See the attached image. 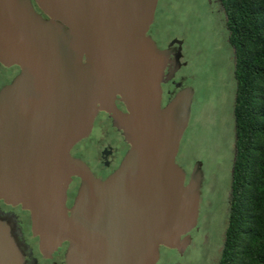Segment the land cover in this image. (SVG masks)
Instances as JSON below:
<instances>
[{
    "label": "water",
    "instance_id": "water-1",
    "mask_svg": "<svg viewBox=\"0 0 264 264\" xmlns=\"http://www.w3.org/2000/svg\"><path fill=\"white\" fill-rule=\"evenodd\" d=\"M43 4L52 6L46 11L48 20L33 10L30 0H23L20 11L1 8L0 60L29 64L30 69L36 60L33 54H56L51 61L62 64L71 101L54 110V146L23 154L15 137L5 144L3 135L7 100H17L21 80L1 88L0 199L30 212L31 230L44 256L66 241V264H156L160 246L181 251L188 242L201 202V162L193 164L187 177L175 161L190 119L192 88L184 87L160 107L164 69L174 51L169 46L180 47L181 41L173 39L161 49L148 33L158 0ZM31 75L25 67V77ZM100 94V108L129 144L105 179L95 177L83 160L70 154L71 147L89 134ZM115 94L125 103V113L114 105ZM51 150L55 155L49 158ZM73 175L80 183L67 207L66 190ZM0 264H23L1 219Z\"/></svg>",
    "mask_w": 264,
    "mask_h": 264
},
{
    "label": "flooded vegetation",
    "instance_id": "flooded-vegetation-1",
    "mask_svg": "<svg viewBox=\"0 0 264 264\" xmlns=\"http://www.w3.org/2000/svg\"><path fill=\"white\" fill-rule=\"evenodd\" d=\"M47 1L51 0H30L33 10L46 20L50 18L46 11L51 10L52 8L51 5L43 4ZM213 1L214 3L218 1L219 5L220 1L209 0L207 3L209 10L216 13V11L212 9ZM2 7L5 11H20L23 9V0H0V10ZM153 25L154 21L148 31L151 37ZM173 39L181 41L180 47L177 43L170 45ZM154 41L156 42L155 39ZM184 45L185 40L183 38H177L176 36L169 38L161 46L157 44L161 49L167 48L168 46L170 49H174V51L168 55L169 59L164 69L163 81L161 82V108L165 107L179 90L189 86L185 81V76L182 74V69L188 65V61L185 58ZM32 57L36 59L34 63H32V67L29 69V64L25 65L26 69L32 72V75L29 77H25L24 65L9 61L8 63H4L0 60V90L4 86L9 85L15 79L19 78L21 80V90L18 92L17 100H7L6 105L9 116L5 117L7 124L3 128V135L7 139L4 140L5 144H11L12 142L9 140L15 137L17 145L21 147V153L23 154H29L30 148L35 147V153H42L39 152L41 148L47 147L49 150L52 145L54 146V144H52L56 123L54 110L57 104L66 103L68 100L69 102L71 101L70 91L69 94L66 93L67 79L65 75L63 76L61 74L60 67L62 64H55L51 61V58H57V55L35 53ZM86 60L87 55L83 54V65L86 64ZM193 96L194 90L192 103ZM96 97V106L98 110L93 119L91 130L88 135L81 138L71 147L70 154L73 157L83 160L95 177L105 179L118 167L122 157L129 149V144L125 141L122 132L112 125L110 114L100 108L104 103V96L100 94L96 95ZM113 102L120 111L124 113L127 111L126 105L120 95L115 94ZM86 146L93 151V159L91 161H89L84 155L82 148ZM180 148L181 145L179 143L176 158L180 152ZM51 151H48L47 154L49 158L52 156L54 157L55 155V152ZM176 158V163L181 166ZM79 183L80 178L73 175L66 190L67 207L72 205ZM0 219L7 224L9 234L23 257V264H66L65 253L68 242H63L57 247V249L52 251L49 256H44L39 249V239L37 236L33 235L31 230L30 212L22 208L20 204H11L0 199ZM199 231L200 229L196 225L195 228L187 233L190 237L188 238V242L182 247L181 251L160 246L158 261L162 258V253L169 251L172 255L165 259L164 264H197L195 263L196 259L189 254L192 248L198 245L202 250L210 249L212 251L209 255L208 262L214 264L217 249L221 242L220 236L217 235V238L216 236L210 238L209 233H206L201 235V238L198 241L196 235L199 234ZM187 234L181 235V238H185ZM221 248L222 245L220 251ZM219 254L215 264L218 262Z\"/></svg>",
    "mask_w": 264,
    "mask_h": 264
},
{
    "label": "rangeland",
    "instance_id": "rangeland-1",
    "mask_svg": "<svg viewBox=\"0 0 264 264\" xmlns=\"http://www.w3.org/2000/svg\"><path fill=\"white\" fill-rule=\"evenodd\" d=\"M208 2L158 0L151 34L160 46L174 36L185 40L188 65L182 69V74L193 88L194 96L189 125L176 159L187 177L193 164L201 162V204L197 224L200 231L196 239L199 241L206 233L210 238L220 236L215 264L227 224L234 155L235 80L234 51L228 41L225 16L218 1L212 4L216 13L209 10ZM82 149L91 161L93 151L88 146ZM211 252L197 245L189 255L197 264H210ZM171 255L169 251L162 253L157 264H164Z\"/></svg>",
    "mask_w": 264,
    "mask_h": 264
},
{
    "label": "trees",
    "instance_id": "trees-1",
    "mask_svg": "<svg viewBox=\"0 0 264 264\" xmlns=\"http://www.w3.org/2000/svg\"><path fill=\"white\" fill-rule=\"evenodd\" d=\"M234 50V155L217 264H264V0H219Z\"/></svg>",
    "mask_w": 264,
    "mask_h": 264
}]
</instances>
